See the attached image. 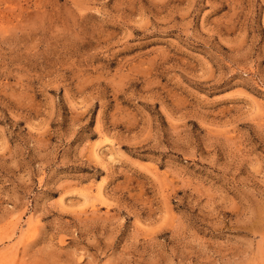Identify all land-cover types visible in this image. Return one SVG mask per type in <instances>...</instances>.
<instances>
[{
    "label": "rangeland",
    "instance_id": "rangeland-1",
    "mask_svg": "<svg viewBox=\"0 0 264 264\" xmlns=\"http://www.w3.org/2000/svg\"><path fill=\"white\" fill-rule=\"evenodd\" d=\"M0 264H264V0H0Z\"/></svg>",
    "mask_w": 264,
    "mask_h": 264
},
{
    "label": "bare ground",
    "instance_id": "bare-ground-1",
    "mask_svg": "<svg viewBox=\"0 0 264 264\" xmlns=\"http://www.w3.org/2000/svg\"><path fill=\"white\" fill-rule=\"evenodd\" d=\"M97 151H98V150H97ZM95 153H96V151H95ZM95 153H94V154H95ZM95 155H97V154H95ZM99 189H100V188H99ZM99 191H100V190H99ZM99 191H98V193H100ZM100 194H102V193H100ZM100 194H99V195H100ZM83 197H84V196H83ZM90 197H91V196H90ZM90 197H89V199H90ZM92 198H93V197H92ZM87 200H88V199H87ZM89 201H90V200H89ZM85 202H86V201H85Z\"/></svg>",
    "mask_w": 264,
    "mask_h": 264
}]
</instances>
